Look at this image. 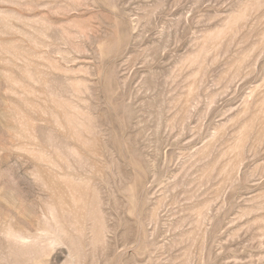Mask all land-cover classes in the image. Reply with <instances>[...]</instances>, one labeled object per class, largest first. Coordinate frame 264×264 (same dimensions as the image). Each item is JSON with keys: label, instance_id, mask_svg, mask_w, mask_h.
I'll return each instance as SVG.
<instances>
[{"label": "rangeland", "instance_id": "rangeland-1", "mask_svg": "<svg viewBox=\"0 0 264 264\" xmlns=\"http://www.w3.org/2000/svg\"><path fill=\"white\" fill-rule=\"evenodd\" d=\"M0 264H264V0H0Z\"/></svg>", "mask_w": 264, "mask_h": 264}]
</instances>
